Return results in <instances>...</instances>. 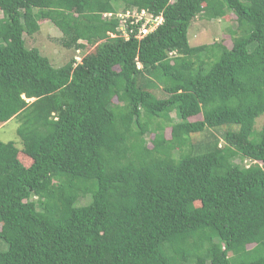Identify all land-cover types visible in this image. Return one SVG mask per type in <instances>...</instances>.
I'll return each mask as SVG.
<instances>
[{"label":"trees","instance_id":"16d2710c","mask_svg":"<svg viewBox=\"0 0 264 264\" xmlns=\"http://www.w3.org/2000/svg\"><path fill=\"white\" fill-rule=\"evenodd\" d=\"M133 8L163 23L103 17ZM228 14L231 48L191 45ZM41 20L94 51L55 67ZM263 115L264 0H0V264H264Z\"/></svg>","mask_w":264,"mask_h":264},{"label":"rangeland","instance_id":"374dc122","mask_svg":"<svg viewBox=\"0 0 264 264\" xmlns=\"http://www.w3.org/2000/svg\"><path fill=\"white\" fill-rule=\"evenodd\" d=\"M236 17L233 14H228L225 18L220 20H204L197 18L192 22L191 28L189 30V38L190 43L192 46H202V45H211L213 43H221L227 48L232 47V38L230 34V30H234L236 27L235 23ZM62 33L58 28H56L50 21L41 20V29L40 31L35 34L34 36H25V42L28 48H37L40 50L43 56L50 59L52 64L55 67H62L67 62H69L72 58L82 59V56H85L94 51L93 47L88 48L85 52L77 50H68L63 47L62 45ZM114 37V35H112ZM84 44V41H80ZM161 91V92H160ZM159 97L163 96L162 90L159 89L157 92ZM117 104V101H115ZM171 118L174 122L177 120L175 119V115L172 114ZM201 120V116L197 118H193L192 121ZM264 121V115L257 119L256 122V129L260 130ZM170 123V122H169ZM171 124L166 126L165 135L166 138H170L171 136ZM19 127V122L16 119L11 120L7 124L0 125V140L3 142H14L17 147L22 149L21 141L17 135V129ZM213 133L220 136L222 132L221 129L219 130H212ZM149 144L147 148H152L151 140L154 138L153 135L146 136ZM206 138V134H197L194 135L193 140L195 142L202 141ZM222 146L224 142L221 141L220 143ZM20 161L25 165H30V160L27 157L20 154L19 156ZM237 164H244L245 166H251V162L249 160H245L241 163L239 158L235 160ZM88 199L83 200L81 204H87ZM6 245H2L0 243V248H5Z\"/></svg>","mask_w":264,"mask_h":264},{"label":"built area","instance_id":"2783aa9c","mask_svg":"<svg viewBox=\"0 0 264 264\" xmlns=\"http://www.w3.org/2000/svg\"><path fill=\"white\" fill-rule=\"evenodd\" d=\"M103 17L108 20H112L113 18L120 20L122 24L120 30L125 38H129L130 36L126 31V25H128V22L132 26H138L139 30L137 37L139 39H142L149 33L154 32L163 23L162 15L155 16L146 10L140 11L136 8L117 14L104 13ZM81 61L82 59L78 58V62Z\"/></svg>","mask_w":264,"mask_h":264},{"label":"clouds","instance_id":"9594fccd","mask_svg":"<svg viewBox=\"0 0 264 264\" xmlns=\"http://www.w3.org/2000/svg\"><path fill=\"white\" fill-rule=\"evenodd\" d=\"M82 62V61H81ZM81 62H78V63H81Z\"/></svg>","mask_w":264,"mask_h":264}]
</instances>
